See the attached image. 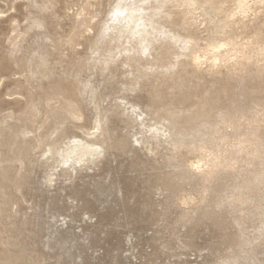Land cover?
I'll return each mask as SVG.
<instances>
[{"label":"rangeland","instance_id":"374dc122","mask_svg":"<svg viewBox=\"0 0 264 264\" xmlns=\"http://www.w3.org/2000/svg\"><path fill=\"white\" fill-rule=\"evenodd\" d=\"M108 5L109 0H0V264L19 259L22 246L41 264H209L217 258L223 264H264V214L258 208L264 206V184L247 203L234 190L252 170L264 168L263 157L235 147L237 135L264 131V59L243 71L228 69L229 63L217 72L188 67L181 81L160 67L148 70L131 90L137 70L120 61L103 70L93 61L101 55L94 34ZM57 81L72 88L84 111L83 119L58 124L63 133L48 112L66 98L56 95L48 105ZM185 93L189 99L179 104ZM202 98L218 100L215 114L228 107L245 110L237 116L244 122L238 131L220 123L228 140L215 134L213 146L231 166H220L209 180L188 165L212 152L200 156L146 140L149 133H138L122 115L123 101L137 103L152 124L176 106L193 110ZM97 110L106 115L111 134L105 151L74 171L63 170L47 148L54 141L65 146L73 136L88 139Z\"/></svg>","mask_w":264,"mask_h":264},{"label":"bare ground","instance_id":"6f19581e","mask_svg":"<svg viewBox=\"0 0 264 264\" xmlns=\"http://www.w3.org/2000/svg\"><path fill=\"white\" fill-rule=\"evenodd\" d=\"M119 2L120 0H109L108 11L99 22L101 26L96 33L93 32L94 43L100 44L95 50L105 56L102 58L97 54L98 57L93 61L101 62L103 70H107L112 63L118 61L122 66L137 70L138 74L129 81L128 86L131 90L136 89L140 79L150 74L148 70L153 71L160 67H166V70L178 75L177 80H183L184 77L180 73L186 72L188 67L199 73L213 70L217 72L221 65L229 63L228 69L236 68L243 71L257 60L264 59V0H124L126 15L115 17L110 23L111 9L114 10V6ZM124 11L122 8L121 12ZM84 21L80 18L78 23L81 25ZM105 24L109 25L111 31H108L102 40H98ZM91 30L90 26L87 27V31ZM0 61L1 65L3 61L2 59ZM263 72L264 65L259 73ZM130 74L133 75V72ZM54 90L48 95V105L56 95L66 97L60 106L50 107L51 110L48 111L51 118L59 120L55 122L56 128L65 120L83 119L84 111L74 100L72 88L62 81H57ZM157 97L160 98L159 93ZM189 97L187 93L181 95L179 104L184 103ZM217 102L218 100L202 98L195 103L193 110H184L176 106L174 109L166 110L161 121L151 124L148 122L147 111L142 110L137 103L123 101L122 115L125 116L127 125L140 129L138 133L143 135L149 133L145 137L146 140L150 138L169 143L174 150L191 149L199 152L200 156L203 151L212 152L208 159L200 157L188 165L189 170L200 174L204 180H209L220 166H231L228 158L220 159L213 146L215 134L221 142L228 140L229 135L219 130L220 123H228L236 132L244 124L237 116L245 115L244 109L235 107H228L224 112L215 114L212 112V104ZM95 109H98L97 105ZM101 112V110L96 112L93 130L85 132L88 139L73 136L65 146L54 141L47 148L48 153L58 155L56 162L63 170L74 171L78 164L88 160L95 161L98 158H94L95 150L99 149L101 153L105 151L104 144L111 139V134L106 127V115L103 116ZM76 113L79 114L78 118L73 120L71 117ZM141 117L144 119L141 120ZM182 119L186 124H183ZM263 138L264 131L258 133L256 130L246 135H237L236 150L240 153L256 152L258 157L264 158ZM136 141L148 142L139 138H136ZM251 172L252 175L247 181L234 188L237 199L242 203L249 202L254 193L258 192V186L264 184V168ZM223 202L224 200H221L217 204ZM258 208L264 214V206ZM259 232L260 239L264 240V224ZM244 243L245 241H239L236 244L241 246Z\"/></svg>","mask_w":264,"mask_h":264},{"label":"snow or ice","instance_id":"6c2138e0","mask_svg":"<svg viewBox=\"0 0 264 264\" xmlns=\"http://www.w3.org/2000/svg\"><path fill=\"white\" fill-rule=\"evenodd\" d=\"M131 7H135V5H131ZM122 8L125 9V11L123 13L121 12V9ZM126 13H127V8L124 7V0H120V2L117 3L114 6V10L111 9L110 16L112 17V20L110 21V23L113 22V19L115 17H119L121 15H126ZM34 26L35 27H42L41 24L36 23V22H34ZM108 31H111V28L109 27L108 24H105L103 31H101L100 36L98 37V40H102ZM133 35H135V33H133ZM78 115L79 114L76 113L71 118L74 120V119L78 118ZM143 119L144 118L141 117V120H143ZM96 130L99 131L98 128ZM57 131L63 133L65 131L63 125H59L58 128H57ZM153 131H155V129H153ZM73 143H77V141H73ZM45 155H47V153H45ZM100 155H102V153L100 152V150L99 149L95 150L94 158H96V157H98ZM30 253H31V250L30 249L25 248L23 246L20 247L16 251V256L19 259L13 261L12 264H41L40 261L32 258V256L30 255ZM209 264H223V262L219 258H217L215 260L209 261Z\"/></svg>","mask_w":264,"mask_h":264}]
</instances>
